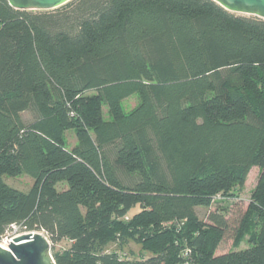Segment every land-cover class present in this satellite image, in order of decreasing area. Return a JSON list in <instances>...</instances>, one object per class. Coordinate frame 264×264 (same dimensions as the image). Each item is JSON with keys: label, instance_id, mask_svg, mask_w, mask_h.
<instances>
[{"label": "trees", "instance_id": "obj_1", "mask_svg": "<svg viewBox=\"0 0 264 264\" xmlns=\"http://www.w3.org/2000/svg\"><path fill=\"white\" fill-rule=\"evenodd\" d=\"M253 167L248 247L216 255L228 223L196 209ZM20 175L27 193L2 180ZM13 227L44 233L55 264H264V20L211 0H0V240ZM129 242L150 256L107 251Z\"/></svg>", "mask_w": 264, "mask_h": 264}, {"label": "rangeland", "instance_id": "obj_2", "mask_svg": "<svg viewBox=\"0 0 264 264\" xmlns=\"http://www.w3.org/2000/svg\"><path fill=\"white\" fill-rule=\"evenodd\" d=\"M136 99H137L136 95H133L125 99L122 102L123 110L125 112H129L130 110H132L137 104ZM103 112L106 115L107 113L106 107H103ZM65 141L67 144L66 147L68 149L72 148L75 145L76 139L73 131H68L65 134ZM258 177H259V169L256 167L251 168L250 171L248 172L244 186L242 187L241 190L235 191L232 196L225 199H221L220 197H217L210 208L196 209L198 218L202 222L208 223L209 222L208 217L210 214L220 213L218 215H223L228 223V229L226 235L219 244V247L216 251V255L225 254L231 251L232 252L242 251L248 247V243L246 242L248 239L247 236L244 237L237 245L235 244L233 237L235 230L239 225V222L241 221L244 213L246 212L247 206L250 202L251 192L257 184ZM2 180L9 187L24 193H27L30 190V187L32 186L33 183V180L27 175H20L17 177L3 176ZM57 188H59V186H57ZM138 211H139L138 208L131 210L127 214L126 218L130 219L132 215L137 213ZM10 234L18 235L20 233H18L17 228L13 227L10 229L7 235ZM2 241L3 239L0 240V245L3 244ZM69 245L70 243L64 240L56 244L54 246V249L59 251L64 250L67 249ZM107 251L116 252L121 258L124 259H143L150 256L148 252L142 250L140 245L135 244L133 242H129L126 245L122 246L121 248L117 247V245L111 244L110 246L107 247Z\"/></svg>", "mask_w": 264, "mask_h": 264}, {"label": "water", "instance_id": "obj_3", "mask_svg": "<svg viewBox=\"0 0 264 264\" xmlns=\"http://www.w3.org/2000/svg\"><path fill=\"white\" fill-rule=\"evenodd\" d=\"M18 11H53L72 0H6ZM236 15L264 20V0H211ZM48 238L39 231L24 232L11 238L7 248L0 246V264H55Z\"/></svg>", "mask_w": 264, "mask_h": 264}, {"label": "built area", "instance_id": "obj_4", "mask_svg": "<svg viewBox=\"0 0 264 264\" xmlns=\"http://www.w3.org/2000/svg\"><path fill=\"white\" fill-rule=\"evenodd\" d=\"M14 234L7 235L5 238H3V241H2L3 244L2 245L5 246L4 248H7L9 241L11 240L12 237L15 236Z\"/></svg>", "mask_w": 264, "mask_h": 264}, {"label": "bare ground", "instance_id": "obj_5", "mask_svg": "<svg viewBox=\"0 0 264 264\" xmlns=\"http://www.w3.org/2000/svg\"><path fill=\"white\" fill-rule=\"evenodd\" d=\"M2 248H4L5 246L1 245Z\"/></svg>", "mask_w": 264, "mask_h": 264}]
</instances>
